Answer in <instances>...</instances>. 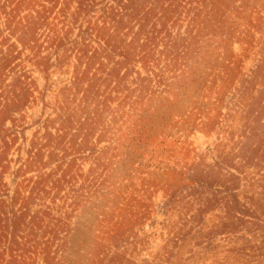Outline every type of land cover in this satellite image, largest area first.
Returning a JSON list of instances; mask_svg holds the SVG:
<instances>
[{"label":"rangeland","instance_id":"obj_1","mask_svg":"<svg viewBox=\"0 0 264 264\" xmlns=\"http://www.w3.org/2000/svg\"><path fill=\"white\" fill-rule=\"evenodd\" d=\"M0 264H264V0H0Z\"/></svg>","mask_w":264,"mask_h":264}]
</instances>
